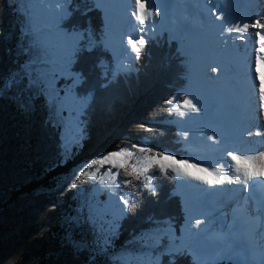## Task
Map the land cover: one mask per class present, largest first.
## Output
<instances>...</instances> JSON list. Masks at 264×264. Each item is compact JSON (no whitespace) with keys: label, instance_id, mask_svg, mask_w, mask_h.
<instances>
[{"label":"trees","instance_id":"1","mask_svg":"<svg viewBox=\"0 0 264 264\" xmlns=\"http://www.w3.org/2000/svg\"><path fill=\"white\" fill-rule=\"evenodd\" d=\"M33 2L0 0V81L10 74L23 76L30 65L39 72L50 59L47 44L36 39L28 23ZM68 12L59 28L68 33L89 31L94 41L90 51L82 45L69 65L80 80L73 94L76 98L90 95L91 101L80 116V139L68 155L49 146L46 130L51 126L62 133L67 130L56 123L66 116L61 98L71 80H52L51 93L21 84L0 97V264H121L114 256L137 250L156 222L168 221L175 230L182 223L173 173L162 175L156 167L152 169L155 195L140 180L120 184L118 191L131 195L136 204L116 229L101 230L86 211L80 216L64 215L66 200L54 193L85 161L144 141L155 150L184 156L178 131L169 124L173 117L166 101L182 91L186 74L177 42L161 36L148 39L140 59L133 63L134 72L112 76L111 56L99 43L100 11L89 0H70ZM101 63L108 67L105 76ZM118 179L131 177L122 174ZM160 264L194 263L182 253L163 255Z\"/></svg>","mask_w":264,"mask_h":264},{"label":"rangeland","instance_id":"2","mask_svg":"<svg viewBox=\"0 0 264 264\" xmlns=\"http://www.w3.org/2000/svg\"><path fill=\"white\" fill-rule=\"evenodd\" d=\"M89 1L93 2L96 5V9L101 13L102 28L99 34V43L102 44L103 49L111 56L113 68L112 76L126 75L130 72H134L133 63L135 60H131L130 56H128V58L122 56L125 54L126 42L119 41L116 48L107 45L108 42L116 39L115 36L118 30L116 21H113L111 29L107 28L103 14L105 13L104 9L107 8L108 12L106 13L108 16L110 14V9H108L109 6H106V1ZM241 2L237 6H232L229 4V0H191V2H189L191 7H188V4L179 0L178 6L176 4L175 6H165L159 15L161 19H155V23H150L154 24V26L151 31L148 32L149 38L165 36L168 42L176 41L179 53L185 57L183 62L186 69L184 77L185 86L181 92L176 94L181 100L184 95L191 94L196 97L198 95L196 90L187 87V77L189 76L188 53L193 50L197 35L200 31L204 30V28H211L214 25L212 24L214 14L217 13V15H220L223 13H230L231 11L236 12ZM261 2L263 4L264 0H261ZM234 7H236V9ZM69 8L70 0H34L31 5V18L28 22L34 27L36 39L44 42L45 45L47 44V52L50 55V59L45 63V67L39 68L40 71L50 68L51 75H54L56 80H71L61 98L63 103L61 107L62 110L65 111L66 116L65 118L60 117L56 123L62 131L67 130L62 133L61 131L51 128L52 126L46 130V135L50 141L49 146L54 148L57 153L59 150L65 152V146L79 137L81 131L80 116L91 101L90 95L84 96L83 98H76L73 94V88L79 84L80 80L77 75H73L69 71V65L73 61V56L81 50L82 45H84L86 50L90 51L94 45V41L89 31H74L68 33L59 28L61 22L68 17ZM252 8L255 11L254 6H252ZM236 14L239 16L240 12H236ZM192 18H194V20H192ZM225 18L229 19V16H225ZM195 22H197V25H193ZM131 55L134 56L135 54L133 53ZM100 67L102 74L105 76L108 70L107 65L101 63ZM51 75L49 78H51ZM55 79L53 80L55 81ZM50 89L51 88L48 89L47 93H51ZM55 106H57V103ZM214 106L215 101L212 100L211 107L213 108ZM172 117L169 124L177 129V137L180 139L181 150L184 153V156L177 157V159L191 157L194 161H202L207 155L195 148L198 144V139L194 136V126L196 123L187 117H179L175 112L172 113ZM208 122L211 123L210 121ZM161 124H168V122ZM51 129H53V131ZM185 131L188 132L187 140L183 138V133ZM244 139L247 140V138ZM258 141H264V139H255L251 141V143L249 142V144L252 145L249 147V150H258V145L261 144V150H264V143H258ZM140 145L147 146L146 141ZM229 159L230 158H228V161ZM133 162H135V158H133ZM143 163L146 165L148 162L143 161ZM72 175L67 178L63 187L54 193L56 197H61L66 200V208L62 209L64 215L66 216L68 212H71L72 214L80 216L86 211L88 212L90 222L99 225L101 230L108 232L109 229H116L118 222L126 213L122 211L124 206L119 201V197L128 195L121 194L118 189L109 190L101 186L97 181L87 178H85V181L81 183L78 188L70 189V182H74L71 181ZM172 181L175 183L173 194L180 198V213H182L181 225L175 230L173 224L168 223V221L156 222V226L150 228L149 231L144 234V237L159 232L162 234L163 239L158 241L157 244H152L150 241L143 239L142 245H140L137 250L121 251L114 256V260L120 261L121 264H149V262L157 258H159L160 261L163 255L174 257L177 256V254L186 253L192 257L194 264H216L219 262L230 264H261L262 260H260L255 253L258 245L249 237H246L242 241V237H240V239L235 237V240L232 239V241H230L231 238L225 234H223V236L220 233V237L216 235L219 226L225 227L224 223H226L225 220L227 215H225V210L221 211L218 209L215 203H227L230 202V199L226 200L224 198L223 201H217L215 198L214 201H207V203H204L203 207L201 206L202 209L205 208L202 210L198 204L196 205L194 202L195 200H192L194 197L191 193L194 189L193 183L190 184L183 181L181 177H177L174 173ZM153 183L156 186L155 179ZM204 187L205 185L203 188ZM242 187L241 192L245 189V185ZM143 188L146 187L143 185ZM227 190L229 191L230 189ZM71 191H74V193ZM149 193L152 192L149 191ZM101 194L105 195V200H101ZM227 205L229 206L227 210L233 207L229 203ZM196 206L201 210H198ZM188 207L190 209L193 208V211L192 209L189 210ZM196 219H201L203 221L199 227L196 226ZM177 249H179V251H177Z\"/></svg>","mask_w":264,"mask_h":264},{"label":"bare ground","instance_id":"3","mask_svg":"<svg viewBox=\"0 0 264 264\" xmlns=\"http://www.w3.org/2000/svg\"><path fill=\"white\" fill-rule=\"evenodd\" d=\"M105 1L106 6H109L108 9H110L108 16L107 8L104 9L105 13L103 14L107 28L111 29L113 21H116L118 30L116 39L108 42L107 45L116 48L119 41L127 43L126 37L128 33L132 32L131 24L135 23V19L132 17L130 22L129 5L126 0ZM182 1L191 7L189 3L191 0ZM178 2L179 0H153L155 6L149 5V7L151 11L159 12L160 15L165 6H175V4L178 6ZM234 8L236 9V7ZM236 12H240L239 16ZM236 12L214 14L212 19L214 25L199 32L193 50L188 53L187 87L197 91L198 95L195 97L202 106L198 117L193 120L196 123L194 136L198 139L195 148L207 155L202 161L208 164L216 163L222 158L226 141L229 148L247 151L252 146L249 142L251 143L255 139H264V137L255 135L248 137L246 135L247 130L254 132L258 128L264 129V115L257 118V113L264 112V107H257L259 102L253 94L252 73L249 70V63L256 53L253 52L251 43L234 39L239 35L238 33L229 34L227 32V28L233 24L243 26V23L247 22L249 18L264 14V3L262 4L261 0H242ZM159 15L149 17V24L161 19ZM225 16H229V19ZM193 25H197V22ZM254 30L250 29L249 31ZM249 39L253 38L249 37ZM222 41H228V43L225 44ZM256 46L258 47V44ZM127 52L131 53L130 47L127 48ZM122 56L128 58V55L123 54ZM213 66H219L220 72H211L210 69ZM212 100L215 101L213 108L211 107ZM192 115L196 116V114ZM212 135L217 136L218 143L207 139ZM258 146V150H261L262 144ZM229 162L234 163L230 159ZM180 177L187 183H193L194 189L191 193L194 197L192 200H195L194 202L201 209L204 203L214 201L215 198L217 201H223L224 198L230 199V202L227 203H215L218 209L225 210V215H227L225 227L219 226L216 231L217 237L225 234L231 238L230 241L235 240V237L239 239L242 237L241 241L249 237L258 245L255 253L260 260H264V178H254V181L260 182L254 183V186H245L241 192L243 184L229 185L225 183L219 187H210L188 177ZM228 203L233 206L229 210H227ZM200 208L198 210H201ZM191 209L193 211V208ZM191 209L189 208V210Z\"/></svg>","mask_w":264,"mask_h":264},{"label":"snow or ice","instance_id":"4","mask_svg":"<svg viewBox=\"0 0 264 264\" xmlns=\"http://www.w3.org/2000/svg\"><path fill=\"white\" fill-rule=\"evenodd\" d=\"M126 2L129 5L130 22L131 18L134 17L135 23L131 24L132 32L128 33L126 37L125 55L130 56L131 60H139L149 39L148 32L154 26V24H149V17L158 16L159 12L150 10L149 5L155 6L153 0H126ZM250 29H255L256 31L250 32ZM227 32L229 34L238 33L239 35L235 36L234 39L246 41L253 45L252 50L256 54L249 63V70L252 73L253 94L259 102L257 107H264V14L249 18L247 22L243 23V26L233 24L227 28ZM249 37L253 39H249ZM222 43L226 44L228 41H222ZM257 44L258 47L256 46ZM128 47H130L131 53L127 52ZM132 53L135 55H131ZM210 70L211 72L219 73L220 67L213 66ZM50 75V68L37 72L30 65L23 76L10 74L0 81V97L8 96L14 89L19 88L21 84L29 90L33 88L47 90L52 87V80L55 79L54 75L49 78ZM166 102L171 106L167 109L169 114L175 112L181 118L187 117L195 120L201 112L200 101L191 94L184 95L182 100L178 95H173ZM24 107H27V105H24ZM192 114H196V116ZM262 115H264V112L257 113V118ZM141 127L143 128L144 126L141 125ZM144 130L151 131L148 128ZM246 135L248 137L253 135L264 137V129L258 128L254 132L247 130ZM183 138L185 140L188 139L187 131L183 133ZM79 139L80 137H77L76 140L65 146L66 154L71 155V149ZM207 139L213 143L219 142L215 135L208 136ZM258 143H264V141H258ZM133 158H135V162H133ZM228 158L234 163H230ZM143 161L148 163L145 165ZM154 167L158 168L162 175L166 176L171 170L177 177L185 176L210 187H219L225 183L229 185L243 184L248 187L260 182L254 181V178H264V150L243 151L238 148H229L226 141L222 158L216 163L208 164L205 161H194L191 157L177 159L176 154L168 150H155L152 147L140 144L125 145L116 150L102 153L78 166L71 177V181L74 182H70L69 187L70 189L78 188L85 181V178L95 180L109 190L118 189L121 183L130 185L134 180H140L155 195L157 190L153 183L155 177L152 174ZM122 174L126 177H131V179L121 181L118 178ZM119 201L124 206L123 212L133 210L136 204L131 195L120 196ZM202 222L201 219H196V226L199 227ZM142 239L148 240L152 244H157L158 241L163 239V236L157 232L149 234ZM149 264H160L159 258L149 262ZM261 264H264V260L261 261Z\"/></svg>","mask_w":264,"mask_h":264},{"label":"water","instance_id":"5","mask_svg":"<svg viewBox=\"0 0 264 264\" xmlns=\"http://www.w3.org/2000/svg\"><path fill=\"white\" fill-rule=\"evenodd\" d=\"M241 0H229V4L233 6H237Z\"/></svg>","mask_w":264,"mask_h":264}]
</instances>
